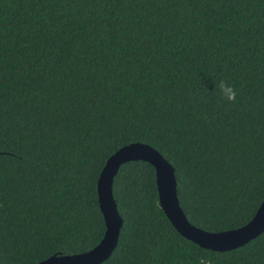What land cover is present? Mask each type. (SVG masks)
<instances>
[{"label":"trees","instance_id":"16d2710c","mask_svg":"<svg viewBox=\"0 0 264 264\" xmlns=\"http://www.w3.org/2000/svg\"><path fill=\"white\" fill-rule=\"evenodd\" d=\"M135 142L173 164L193 224L218 232L254 217L264 0H0V264L97 246L100 174ZM113 190L124 225L101 264H264V232L226 251L178 232L147 161L123 164Z\"/></svg>","mask_w":264,"mask_h":264},{"label":"water","instance_id":"95a60500","mask_svg":"<svg viewBox=\"0 0 264 264\" xmlns=\"http://www.w3.org/2000/svg\"><path fill=\"white\" fill-rule=\"evenodd\" d=\"M136 160L147 161L155 167L162 208L178 232L201 247L215 251L232 250L264 232V200L254 217L239 228L213 232L193 224L182 208L173 164L153 146L135 142L123 146L111 155L100 174L98 195L106 221V232L100 243L87 252L54 254L36 264H101L110 258L118 246L124 225L114 196V179L123 164Z\"/></svg>","mask_w":264,"mask_h":264},{"label":"clouds","instance_id":"9594fccd","mask_svg":"<svg viewBox=\"0 0 264 264\" xmlns=\"http://www.w3.org/2000/svg\"><path fill=\"white\" fill-rule=\"evenodd\" d=\"M220 89H221V94L224 97H226L227 100L235 101L236 95H237L236 89H234L231 86L224 85V84L220 85Z\"/></svg>","mask_w":264,"mask_h":264}]
</instances>
